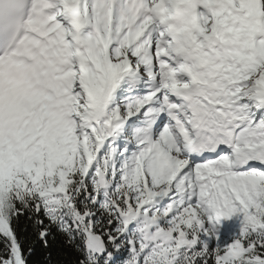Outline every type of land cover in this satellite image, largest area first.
I'll return each instance as SVG.
<instances>
[{
	"label": "snow or ice",
	"instance_id": "obj_1",
	"mask_svg": "<svg viewBox=\"0 0 264 264\" xmlns=\"http://www.w3.org/2000/svg\"><path fill=\"white\" fill-rule=\"evenodd\" d=\"M0 264H264V0H0Z\"/></svg>",
	"mask_w": 264,
	"mask_h": 264
}]
</instances>
